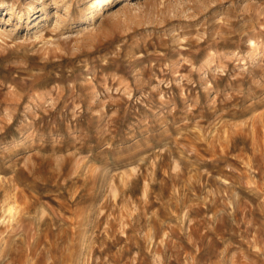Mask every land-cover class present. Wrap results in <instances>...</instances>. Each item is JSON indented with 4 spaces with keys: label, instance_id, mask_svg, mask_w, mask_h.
I'll return each mask as SVG.
<instances>
[{
    "label": "rangeland",
    "instance_id": "374dc122",
    "mask_svg": "<svg viewBox=\"0 0 264 264\" xmlns=\"http://www.w3.org/2000/svg\"><path fill=\"white\" fill-rule=\"evenodd\" d=\"M33 2L0 0V264H264V0Z\"/></svg>",
    "mask_w": 264,
    "mask_h": 264
},
{
    "label": "bare ground",
    "instance_id": "6f19581e",
    "mask_svg": "<svg viewBox=\"0 0 264 264\" xmlns=\"http://www.w3.org/2000/svg\"><path fill=\"white\" fill-rule=\"evenodd\" d=\"M61 1V0H60ZM111 2V1H113V0H107V2ZM120 1H122V0H114V2H112L113 4H117L118 2H120ZM41 2L43 3H41L42 4V6H40V8L42 9V11H44V14L46 13V8H47V4H45V2H44V0H41ZM29 3H30V5H29V8L30 9H33L35 6H34V2H33V0H29ZM37 3H39V2H37ZM60 3V2H59ZM112 4V5H113ZM56 5H57V3H56ZM61 5V4H60ZM1 6V5H0ZM59 6V5H58ZM67 6V5H66ZM11 9V8H10ZM59 10V9H58ZM58 10H57V8H56V10L54 9V10H52L53 12V14H52V16L53 17H56V16H58L59 15V12H58ZM49 13V12H48ZM47 13V14H48ZM43 14V15H44ZM90 14V13H89ZM43 15H42V17H43ZM39 18V17H38ZM250 45H249V47H251V51H253L254 52V41L253 40H250ZM257 47V46H256ZM258 51V50H257ZM251 53V52H250ZM249 53V54H250ZM256 53V52H255ZM248 55V54H247ZM257 55V54H256ZM253 58V57H252ZM255 58V57H254ZM252 60V59H251ZM41 99V96L39 95V96H37V98L35 99V100H40ZM251 125H253V124H251ZM238 126V125H237ZM231 127V126H230ZM234 128V127H233ZM231 130H233V129H231ZM221 131V130H220ZM225 133V132H224ZM227 133V132H226ZM230 133V132H229ZM236 133V132H235ZM199 135V134H198ZM225 135V134H224ZM228 136V135H227ZM234 136V135H233ZM230 137V134H229V136L227 137V140H228V138ZM254 137V136H253ZM256 137H258L257 135H256ZM203 139V138H202ZM205 139V138H204ZM222 139V138H221ZM230 139V138H229ZM254 139H255V137H254ZM220 140V139H219ZM212 141V140H211ZM214 141H215V139H214ZM223 144V143H222ZM230 148V147H229ZM255 148V147H254ZM219 149V148H218ZM259 149V148H258ZM224 150V149H223ZM256 150V149H255ZM217 151V150H216ZM225 151V150H224ZM264 152V151H263ZM240 156V155H239ZM14 180V179H13ZM10 189V188H9ZM16 189H14V191H15ZM9 193V192H8ZM13 193V192H12ZM16 195V194H15ZM5 196H6V192H5ZM22 197V196H21ZM10 198H11V196H10ZM12 198H13V196H12ZM17 200V199H16ZM23 200H25V198H23ZM15 202V201H14ZM12 204V203H11ZM15 211H17V210H15Z\"/></svg>",
    "mask_w": 264,
    "mask_h": 264
}]
</instances>
